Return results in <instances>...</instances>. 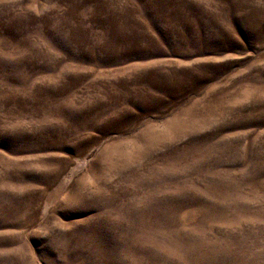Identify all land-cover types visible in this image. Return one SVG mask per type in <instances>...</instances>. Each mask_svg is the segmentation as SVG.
Segmentation results:
<instances>
[{"label": "rangeland", "instance_id": "374dc122", "mask_svg": "<svg viewBox=\"0 0 264 264\" xmlns=\"http://www.w3.org/2000/svg\"><path fill=\"white\" fill-rule=\"evenodd\" d=\"M0 264H264V0H0Z\"/></svg>", "mask_w": 264, "mask_h": 264}]
</instances>
